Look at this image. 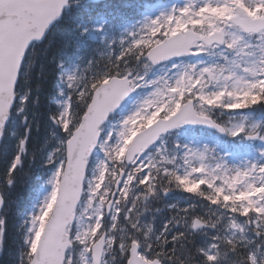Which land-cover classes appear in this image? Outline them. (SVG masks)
<instances>
[{"label":"snow or ice","instance_id":"obj_1","mask_svg":"<svg viewBox=\"0 0 264 264\" xmlns=\"http://www.w3.org/2000/svg\"><path fill=\"white\" fill-rule=\"evenodd\" d=\"M0 256L264 264V0H0Z\"/></svg>","mask_w":264,"mask_h":264},{"label":"trees","instance_id":"obj_2","mask_svg":"<svg viewBox=\"0 0 264 264\" xmlns=\"http://www.w3.org/2000/svg\"><path fill=\"white\" fill-rule=\"evenodd\" d=\"M59 36L57 37V43L59 42ZM52 58V54L50 53L48 58L46 60H43V62L45 64H48L50 66V61ZM39 71V68H38ZM46 88L48 87L47 85L45 86ZM42 103L44 104L45 108L47 107V95L45 93V95H42L41 97ZM44 109H42L43 111ZM40 135H43V130L41 131ZM34 181L28 183V184H24V185H20L17 188V194L19 195V197L21 198V202L22 203H27V201L31 198V192H32V188L34 187ZM5 259L4 256H0V261H3Z\"/></svg>","mask_w":264,"mask_h":264}]
</instances>
